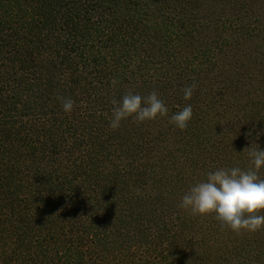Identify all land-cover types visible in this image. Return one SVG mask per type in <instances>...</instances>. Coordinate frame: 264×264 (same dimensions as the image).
Here are the masks:
<instances>
[{
    "label": "trees",
    "instance_id": "1",
    "mask_svg": "<svg viewBox=\"0 0 264 264\" xmlns=\"http://www.w3.org/2000/svg\"><path fill=\"white\" fill-rule=\"evenodd\" d=\"M198 1L0 0V264H39L49 250L57 264H109L107 238L126 237L118 196L136 199L158 175L137 126L163 123L112 130V101L163 89L168 115L184 108L182 89L217 63L199 49ZM156 235L155 258L137 254L140 237L116 264L166 263Z\"/></svg>",
    "mask_w": 264,
    "mask_h": 264
},
{
    "label": "rangeland",
    "instance_id": "2",
    "mask_svg": "<svg viewBox=\"0 0 264 264\" xmlns=\"http://www.w3.org/2000/svg\"><path fill=\"white\" fill-rule=\"evenodd\" d=\"M195 13L202 23L199 49L207 42L217 63L195 84L191 99L182 98V106L191 104L193 109L185 130L170 124V115L158 117L163 123L137 126L135 140L151 147L158 175L134 194L136 199L118 196L125 220L117 227L126 237L115 242L107 238L103 252L109 264L136 255L133 244L140 237L137 254L155 258L149 233L157 234V242L160 232L159 241L168 248L164 264L169 258L171 264H264V228L237 235L215 213L192 216L179 207L182 196L209 172L234 167L246 171L252 167L247 151L256 145L264 150V0H199ZM161 90L155 93L164 104H175ZM258 175L264 179V167ZM137 224L145 228L139 230ZM103 232L98 227L97 235ZM49 253L38 263L57 264L55 252ZM120 253L124 258L116 259Z\"/></svg>",
    "mask_w": 264,
    "mask_h": 264
},
{
    "label": "clouds",
    "instance_id": "3",
    "mask_svg": "<svg viewBox=\"0 0 264 264\" xmlns=\"http://www.w3.org/2000/svg\"><path fill=\"white\" fill-rule=\"evenodd\" d=\"M116 83L117 81H112L113 85ZM195 88L193 83L182 89L185 101L191 99ZM57 99L62 110L70 114L75 102L62 96ZM112 104L109 123L112 130L118 129L121 122L130 117L134 118L136 123H143L167 116L169 111L155 92L147 97L128 92L119 103L113 100ZM192 116V105L188 104L171 115L169 123L185 130ZM247 155L252 167L246 171L234 167L209 172L204 181L190 187L182 196L179 207L192 216L215 213V218L237 235L254 233L264 228V215L260 214L264 212V179L258 175L259 170L264 167V150L256 145L254 149L247 151Z\"/></svg>",
    "mask_w": 264,
    "mask_h": 264
}]
</instances>
